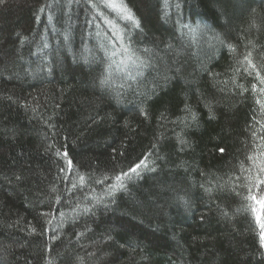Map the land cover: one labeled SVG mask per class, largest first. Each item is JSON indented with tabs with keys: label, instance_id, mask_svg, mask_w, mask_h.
Here are the masks:
<instances>
[{
	"label": "trees",
	"instance_id": "16d2710c",
	"mask_svg": "<svg viewBox=\"0 0 264 264\" xmlns=\"http://www.w3.org/2000/svg\"><path fill=\"white\" fill-rule=\"evenodd\" d=\"M111 2L0 0V264H264V0Z\"/></svg>",
	"mask_w": 264,
	"mask_h": 264
},
{
	"label": "snow or ice",
	"instance_id": "6c2138e0",
	"mask_svg": "<svg viewBox=\"0 0 264 264\" xmlns=\"http://www.w3.org/2000/svg\"><path fill=\"white\" fill-rule=\"evenodd\" d=\"M77 2H79V0H77ZM108 6L112 7V8H116L117 7V5L115 3H112L111 0H109ZM121 11L126 13V15L123 16V19L131 22L133 24V26H135V27H140L139 23L135 20V17L131 13L130 9H128L126 6H122L121 7ZM86 23H92V21L89 20V21H86ZM65 39L67 40L68 37L65 36ZM44 47L47 48L48 45L45 44ZM123 51L124 52H128V49L127 48H123ZM113 55H115V52H113ZM95 59H99V58L94 57V60ZM249 61H251V60H248L247 63ZM101 63H102V60H101ZM193 119H195V115H193ZM221 151H223V150H221ZM65 159H67V154H65ZM144 167H146V161L144 159H140L139 162L136 163L134 166H130L128 168L127 172H122L121 175H116L115 176V180L118 183L115 184V185H109V187H108V189L106 191V195L114 198V195H115L116 191L118 189H123V187H124L123 180L125 178L126 179H131L132 175H138L139 171L142 168H144ZM149 171H152L154 173L156 171V169L155 168H149ZM130 174H132V175H130ZM107 179H108V177H106L105 180H107ZM100 182L101 181H98V183H100ZM113 202H114V199H113ZM261 203H264V201H262ZM85 210L87 211V209H85ZM260 228H261V234H260L259 240H260L261 247L264 248V224H262ZM33 231H34V229H33Z\"/></svg>",
	"mask_w": 264,
	"mask_h": 264
}]
</instances>
